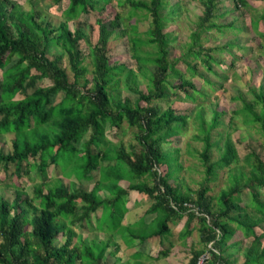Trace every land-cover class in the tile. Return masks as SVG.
Returning <instances> with one entry per match:
<instances>
[{
  "label": "trees",
  "instance_id": "trees-1",
  "mask_svg": "<svg viewBox=\"0 0 264 264\" xmlns=\"http://www.w3.org/2000/svg\"><path fill=\"white\" fill-rule=\"evenodd\" d=\"M53 1L67 3L64 19L56 29L41 19L40 11L32 9L26 12L19 4H12L11 0H0V138L9 133L15 136L13 150L7 154L0 152V173L4 170L7 176L13 166V179H20L26 174L30 176L34 170L46 175L49 167H61V160L72 153L74 157L70 161L74 160V166L80 165V170H74L80 172V178L73 173L68 177L81 181L91 179L95 172H99L101 178L89 191H71L58 180L54 186H44L46 189L40 186L35 190L38 204L21 190L16 191L12 201L0 196V264H102L112 241H89L79 236L73 226L91 223L93 215L102 209L101 218L110 216L107 222L113 225L116 234H120L117 232L119 226L128 227L140 219L124 223L131 191L146 196L151 205L147 213L154 214L153 220L163 216L159 228L151 234L143 237L136 233L132 235L142 239L144 244L158 239L163 255L171 253L172 248L165 249V246L166 243L174 244L172 229L183 224L185 231L180 233V238L186 240L197 229L196 221L200 225L198 232L203 248L184 247V251L191 252L187 264H199L202 257H206L204 264H230L227 248L237 246V241H230L239 230L245 238H253L244 252L245 261L242 264H264V232L256 230L264 224V160L256 152L246 156L251 167L249 175L243 171L231 174L230 187L223 189L217 198L218 210H213V198L209 199L206 195L216 171L230 168L238 158L237 147L228 135L222 137L224 143L223 147L219 146L223 150L220 159L213 164L207 162L214 147L211 133L221 122L218 112L214 113L209 126L205 125L203 110L197 113L203 129L201 139L205 143L201 153L206 166L202 187L184 192L170 183L176 169L173 168L175 158L164 148L173 137L185 134L188 117L172 106L164 109L153 103L167 98L169 90H173L176 96L183 93L186 100L195 102L194 93L200 91L177 67L179 62L170 59L168 44L171 39L169 34L164 33L165 0H119L117 4L121 9L129 8V18L144 13L153 20L145 40L138 34L137 26H133L136 34L131 38L135 65L148 73H145L148 78L145 90L136 86L135 81V85L131 83L134 70L110 62L108 44L114 32L122 30L121 21L125 19L122 10L109 22L103 18L97 20L100 42L95 46L78 25L75 30L70 27L69 22L78 24L81 15L91 11L104 13L112 0ZM200 1L203 15L199 28L222 30L224 26L214 21L221 0ZM237 3L247 6L248 0H237ZM262 19L264 13L260 17ZM258 22H254L256 28ZM199 34L193 33L188 53L182 59L186 61L189 73L202 77L198 70L199 62L210 72H215L213 64L219 63L214 56L215 48L204 47L199 42ZM82 42L90 46L95 63L92 80H86L84 84L86 87L92 84L93 88L86 94L78 87L87 74V68L82 65ZM53 43L63 50L62 55L52 57ZM142 46H153L155 52H144ZM64 57L74 81L67 66L64 67ZM191 57L195 59L191 61ZM149 64L155 66L154 71L149 69ZM125 72L126 86L138 98L135 102L130 98L124 101L118 98L116 104L114 92ZM174 78L179 81L173 82ZM43 82H48V85H41ZM19 94L25 95L24 98L15 100ZM60 95H64L63 99L55 103ZM257 98L260 104L264 103L263 93ZM242 111L264 131V104L261 113L256 112L251 104H245ZM124 121L137 129V143L129 150L124 147L118 151L103 148L109 142L105 126L118 128ZM88 134L89 139L82 142ZM163 167L167 169L165 172ZM145 178L153 181L148 183ZM137 179L138 182L128 189L121 184L124 180ZM244 190L249 192L253 215L242 202ZM101 191L111 196H106V193L101 195ZM120 204L123 208L118 209ZM106 214L108 216L103 218ZM101 218H97L98 225ZM127 242L124 241L126 246L131 247ZM116 247L115 252L119 250V244ZM133 256L142 257V253L137 251Z\"/></svg>",
  "mask_w": 264,
  "mask_h": 264
},
{
  "label": "rangeland",
  "instance_id": "rangeland-1",
  "mask_svg": "<svg viewBox=\"0 0 264 264\" xmlns=\"http://www.w3.org/2000/svg\"><path fill=\"white\" fill-rule=\"evenodd\" d=\"M119 0H112L106 6L104 13L100 14L97 11H91L89 14L81 15L78 19L79 23L69 22L72 30H75L77 25L83 32L89 36L93 46L100 42V27L97 22L99 18L106 21L113 20L117 12L122 10L124 20H122V30L114 32L108 44L109 56L111 64L124 65L127 68L134 70V77L132 76L131 83L139 86L145 90L148 83L145 69L140 70L136 66L134 58L133 43L131 38L135 37L136 32L133 26L138 27V34L142 39H146V33L151 28L152 17H146L144 13H139L129 18V8L121 9L117 6ZM11 3H17L26 12L36 9L41 12V16L45 22L51 24V27L58 28L63 21V12L67 8V3H55L53 0H11ZM166 7L163 10L164 17L166 18L164 33L170 35V59L177 60V65L180 70L186 74V77L196 85L200 92L194 93L196 101L186 100L182 93L181 96H176L173 90H169L167 98L154 101L153 105L159 108H168L172 106L181 113L188 117L185 134L179 137H173L171 142L165 145V150L172 153L175 158L176 168L173 170L170 183L182 191L187 192L188 189L199 190L205 181L206 166L201 153L204 150L205 143L202 134L201 121L197 117L200 110L204 112V122L208 126L213 120L215 112L220 114V123L212 131V142L214 147L211 149V154L207 162L209 164L216 163L223 152L220 147H223L224 141L222 137L230 135L233 142L237 147L238 158L230 168L218 169L216 175H213L212 181L209 184V191L207 197L212 199L213 210H218V196L223 189H228L231 185L230 177L232 173L245 172L247 175L250 173V165L247 163L246 156L251 152H256L262 160H264V131L258 123L250 121V118L243 114L245 104H251L256 112H262V105L258 101V95L264 94V20H260L261 15L264 13V0H248V5H240L237 0H221L219 8L216 12L215 23L224 26L222 30L213 28L205 29L199 28L201 16L203 15V7L200 0H165ZM34 7V8H33ZM255 20H258V27H255ZM199 34V42L206 48H215L214 56L219 64H213L215 72H210L199 62L198 70L203 76L195 75L188 72L186 61L182 58L188 53V47L192 42L193 33ZM54 44V43H53ZM153 46H142L144 52L153 54L155 52ZM80 49L84 57L82 65L87 68L85 78L80 80L78 85L81 91L88 93L93 88L90 84L87 87L84 85L86 80H92L94 75L95 63L91 54L90 46L86 42H82ZM50 54L56 56L63 54V50L56 44L51 47ZM195 59L191 57L190 60ZM64 67L67 66V58L64 57ZM149 69L154 71L155 66L149 64ZM70 78L74 81V76L70 72ZM146 73V74H145ZM127 72L120 77V84L114 92L116 97V104L119 100L124 101L130 98L135 102L138 95L132 92L126 86ZM205 80H209L206 82ZM135 81V83H134ZM178 78H174L173 82H178ZM41 85H48V82H43ZM180 93V91H179ZM25 95L19 94L15 100L24 98ZM64 95H60L55 99V103H59ZM119 98V100H118ZM118 100V101H117ZM238 112L235 114L234 112ZM106 140L109 141L107 148L110 150H120L122 147L129 150L130 146L137 143L136 135L137 129L131 127L127 121H124L121 127H111L106 125L105 128ZM222 134V135H221ZM90 134L86 135L82 142L88 140ZM14 134H6L4 138H0V152L9 153L13 150ZM217 142H220L217 145ZM74 154H66L61 160L59 166H51L48 168L46 175L40 174L34 170L32 174L23 175L22 178H12L14 172L13 166L9 168L7 176L4 170L0 173V196L8 200L15 198V193L18 190L23 191L31 198L35 199L38 204L39 200L36 199L35 190L40 186H54L57 180L66 184L71 191L73 190H91L101 178L99 172H95L93 178L76 180L73 177H68L73 173L77 178L79 177L78 171L80 165L74 166V160L70 159ZM67 171L66 174L64 171ZM166 167L162 168L165 172ZM167 170V169H166ZM76 174H74V172ZM132 179V178H131ZM136 179V178H135ZM148 183L152 182L150 178H145ZM122 186L127 189L130 185L137 183L136 180L121 181ZM48 184V186H47ZM44 187V188H45ZM46 189V188H45ZM105 191H101V195H105ZM110 197V193H106ZM128 212L125 216L126 222H134L131 226L121 225L117 229L116 234L112 229V224L107 222L108 214L102 219V209L93 215L91 223H77L73 226L74 230L84 239L98 240V241H112L109 243L108 249L105 253V258L108 264H187L190 260L191 252L184 251V247H193L196 249L203 248L200 242L199 223L195 221L197 229L186 240L180 238V233L185 231V226L179 224L172 229L174 244L171 246L166 243L165 249L172 248L171 253L166 256L160 253V246L158 239H151L145 244L142 239L135 238L132 233L145 236L151 234L159 228V223L163 221V216L155 217L154 214H148L147 210L150 208V203L144 194L131 191L129 195ZM262 198L264 201V189ZM242 202L247 205L248 212L253 215L254 211L251 207L249 200L248 190H244L241 195ZM123 208V204L118 207ZM143 215H146L142 217ZM97 218H101L98 220ZM153 220V221H151ZM108 226V227H107ZM236 227V224H233ZM110 229L108 231L107 229ZM257 231L264 232V224L262 227H256ZM124 241L131 244L130 249L126 247ZM253 238H245L243 232L239 230L237 235L230 241H237V246L228 247L226 255L230 259V264H242L245 261L244 252L251 245ZM78 242V239H76ZM127 242V243H128ZM60 243H63L60 242ZM116 244L120 245V250H116ZM264 247V239L262 240ZM192 245V246H190ZM176 250L177 252H172ZM114 255H111V253ZM141 252L142 257H134L133 253ZM144 255V256H143ZM158 257V258H157ZM158 259V260H157Z\"/></svg>",
  "mask_w": 264,
  "mask_h": 264
},
{
  "label": "built area",
  "instance_id": "built-area-1",
  "mask_svg": "<svg viewBox=\"0 0 264 264\" xmlns=\"http://www.w3.org/2000/svg\"><path fill=\"white\" fill-rule=\"evenodd\" d=\"M205 259H206V257H202V258L200 259L199 264H204V263H205Z\"/></svg>",
  "mask_w": 264,
  "mask_h": 264
},
{
  "label": "crops",
  "instance_id": "crops-1",
  "mask_svg": "<svg viewBox=\"0 0 264 264\" xmlns=\"http://www.w3.org/2000/svg\"><path fill=\"white\" fill-rule=\"evenodd\" d=\"M125 224H126V220H125V222H124ZM120 246V245H119ZM127 247V246H126ZM128 249H130L129 247H127ZM119 250H120V248H119ZM175 253V252H174Z\"/></svg>",
  "mask_w": 264,
  "mask_h": 264
}]
</instances>
